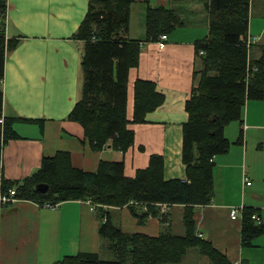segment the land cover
<instances>
[{"label": "crops", "instance_id": "1", "mask_svg": "<svg viewBox=\"0 0 264 264\" xmlns=\"http://www.w3.org/2000/svg\"><path fill=\"white\" fill-rule=\"evenodd\" d=\"M6 1V37L18 41L7 51L1 84L3 116L10 119L12 133L3 140L0 154L6 182L23 184L41 167L44 157L59 151L70 153L74 167L90 172H96L101 162H124L128 177L147 169L152 156L159 155L163 157L165 180L189 178L183 161L184 124L190 116L186 105L203 68L197 44L210 37V0H135L131 4L125 36L141 44L138 64L129 71L127 117L133 120L139 80L152 82L163 102L147 111L144 121L129 123L135 135L126 152L112 142L101 149L94 148L83 126L69 118L80 98L85 47L73 35L88 12L89 0ZM252 3L253 0L248 37H258L253 45L255 51L264 47V13L255 15ZM149 7L171 10L177 17L163 49L158 46L159 38H147ZM234 123L239 125L237 137L241 130L244 132L242 144H235L236 139L228 135ZM225 135L233 144L227 153L214 157L212 201L193 206L195 234L210 242L232 264H264V234L244 244L242 213L236 217L231 214L234 206L254 208L264 224V186L254 185L252 179L260 175V168L250 162L259 155L264 176V100H247L243 122L230 123ZM256 141L262 147L258 153L254 152ZM159 206L162 214V205ZM187 206L171 205L164 219L162 215L149 214L143 222L127 206L105 208L115 225L125 232L153 237L170 232L185 237ZM99 227L100 219L87 201L68 200L48 208L20 197L0 214V264H54L84 251L100 254L98 248L103 240ZM163 264L214 263L199 247H190L180 262Z\"/></svg>", "mask_w": 264, "mask_h": 264}, {"label": "trees", "instance_id": "2", "mask_svg": "<svg viewBox=\"0 0 264 264\" xmlns=\"http://www.w3.org/2000/svg\"><path fill=\"white\" fill-rule=\"evenodd\" d=\"M135 0H89L88 12L79 30L73 35L85 43L81 56L82 83L80 98L69 118L79 122L96 149L109 140L126 152L134 143L131 122L144 121L145 113L163 102V96L152 82L139 80L135 86L133 120L127 117V90L129 71L138 64L140 44L125 36L129 31L130 7ZM252 0H210V37L197 44L203 68L200 80L187 101L189 121L184 124L183 161L187 165V181L164 179L163 157L153 155L150 165L138 171L135 177L125 175L124 162H101L96 172L73 166L71 155L59 151L43 158L41 167L25 179L23 184L8 183L0 167V190L17 187L18 197L42 205L60 204L68 200H83L91 204L100 219L99 233L109 240L114 259H102L98 252L84 251L66 256L54 264H163L180 262L190 247H199L214 264H232L226 255L208 241L195 234L193 206L212 201L214 193V157L227 153L232 142L226 137V127L243 122L247 100H264V47L258 58L251 57L247 45ZM0 0V119L4 115V93L1 84L5 76L7 51L16 40H7L5 7ZM177 17L173 11L159 7L148 8L147 38L157 40L162 33H171ZM201 51L204 53L201 54ZM254 67L256 69L254 70ZM252 78L246 80L247 71ZM255 76V77H254ZM254 77V78H253ZM210 110H196L199 102ZM217 109V110H216ZM10 119L0 122V154L3 140L9 132ZM15 134V133H14ZM241 130L237 142L243 143ZM39 184L48 185L44 193ZM185 204V222L188 234L175 236L170 232L157 237L129 233L116 226L106 207L127 206L143 222L149 214H160L159 204ZM254 208L243 212V243L264 234V224H258ZM164 216V217H163ZM163 219L165 215H162Z\"/></svg>", "mask_w": 264, "mask_h": 264}, {"label": "rangeland", "instance_id": "3", "mask_svg": "<svg viewBox=\"0 0 264 264\" xmlns=\"http://www.w3.org/2000/svg\"><path fill=\"white\" fill-rule=\"evenodd\" d=\"M252 7L254 8L253 9V13L255 14V15H257L258 13H260V12H262V13H264V0H253V3H252ZM162 34H164V33H162ZM160 36H161V34H160ZM159 36V37H160ZM159 40V39H158ZM158 46H159V44H158ZM160 48V47H159ZM161 49V48H160ZM163 49V48H162ZM252 51H253V49H252ZM261 51H263L262 50V48H261V50H259V49H256L255 51H253L254 52V56H260V54H262V52ZM252 52V53H253ZM253 56V54H250V57H249V60H250V64H251V57ZM252 76H253V74H252V71L250 72L249 71V69H248V71H247V73H246V80L247 81H249L250 80V78H252ZM255 77V76H254ZM253 77V78H254ZM199 89V87H197L196 88V90H198ZM207 103H203L202 101L201 102H199V107H197L196 108V110L198 111V110H202V112L201 113H207L208 111H210V110H215V109H208V108H206L205 107V105H206ZM217 110V109H216ZM238 128H239V125H238V123H234V124H232L230 127H229V129H228V135L231 137V138H233V139H236L234 142H235V144H238V142H237V140H238V137L236 136V133H237V130H238ZM228 138V137H227ZM229 139V138H228ZM230 140V139H229ZM231 141V140H230ZM108 142H113L112 140H109ZM232 144H233V142H232ZM242 144V143H241ZM261 145V143L260 142H257L256 141V143L254 144V146H256V151H254L255 153L257 152H259L261 149H262V147L260 146ZM251 146H252V144L250 143V150H251ZM250 162H252L253 164H254V166L256 167V168H260V175L258 176V177H252V179H253V183H254V185H257V186H264V176H263V165H261V161H260V158H259V155L258 156H256L252 161H250ZM244 210H245V207H244ZM244 210H243V212H244ZM242 213V212H241ZM162 215H165V213L163 212L162 213ZM242 216H243V213H242ZM101 236V235H100ZM101 238H102V240H103V243H101V247L100 248H98L99 250V252H100V255H101V258L102 259H114V257H115V255L110 251V249H109V240L108 239H106V238H104V237H102L101 236Z\"/></svg>", "mask_w": 264, "mask_h": 264}, {"label": "built area", "instance_id": "4", "mask_svg": "<svg viewBox=\"0 0 264 264\" xmlns=\"http://www.w3.org/2000/svg\"><path fill=\"white\" fill-rule=\"evenodd\" d=\"M168 38H169V36L166 33L161 34V36L159 37L158 44H159V47L161 49L166 47ZM257 40H258L257 36H250L247 39V45L249 47H252L254 44L257 43ZM203 53L204 52L201 51V54H203ZM255 69H256V67H254V70ZM4 121H5L4 116H2L0 119V122L3 124ZM247 179H248V177L245 178V180H247ZM185 181H187V179ZM247 183L250 184L251 182L249 180H247ZM19 200H20V197H18L17 187L9 188L8 190H0V214H1V211L6 206L15 204ZM44 205L47 206L48 208H56L58 206V204L53 205L50 203H46ZM159 205H162V213L164 212L165 214H167L168 213L167 211L169 210L170 205L168 203H162ZM243 210H244V206H234L231 210V214L233 217H236L237 214H239L240 212L243 213ZM252 218L258 224H260L262 222L261 216L256 214V213L252 215Z\"/></svg>", "mask_w": 264, "mask_h": 264}, {"label": "water", "instance_id": "5", "mask_svg": "<svg viewBox=\"0 0 264 264\" xmlns=\"http://www.w3.org/2000/svg\"><path fill=\"white\" fill-rule=\"evenodd\" d=\"M48 190V185L46 184H39L37 187V191L40 193H44Z\"/></svg>", "mask_w": 264, "mask_h": 264}, {"label": "bare ground", "instance_id": "6", "mask_svg": "<svg viewBox=\"0 0 264 264\" xmlns=\"http://www.w3.org/2000/svg\"><path fill=\"white\" fill-rule=\"evenodd\" d=\"M161 207V206H160Z\"/></svg>", "mask_w": 264, "mask_h": 264}]
</instances>
